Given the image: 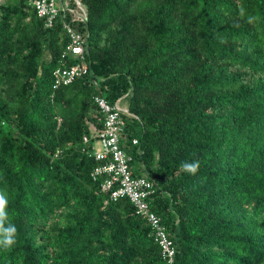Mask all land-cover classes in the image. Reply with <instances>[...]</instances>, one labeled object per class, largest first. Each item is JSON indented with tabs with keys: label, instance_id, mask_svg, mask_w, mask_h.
Segmentation results:
<instances>
[{
	"label": "trees",
	"instance_id": "trees-1",
	"mask_svg": "<svg viewBox=\"0 0 264 264\" xmlns=\"http://www.w3.org/2000/svg\"><path fill=\"white\" fill-rule=\"evenodd\" d=\"M79 1L87 21L47 27L28 0H0V194L17 228L0 264H166L92 176L97 96L128 111L121 147L153 185L173 264H264V0ZM65 23L88 73L54 90L77 63Z\"/></svg>",
	"mask_w": 264,
	"mask_h": 264
},
{
	"label": "built area",
	"instance_id": "built-area-1",
	"mask_svg": "<svg viewBox=\"0 0 264 264\" xmlns=\"http://www.w3.org/2000/svg\"><path fill=\"white\" fill-rule=\"evenodd\" d=\"M37 16L45 20L47 27L53 24L58 17L70 16L73 21H87L86 8L79 0H28ZM69 36V43L63 56L76 60L77 63L58 67L53 72L52 88L56 90L61 86L72 84L78 78L88 73V66L84 62V46L81 35L69 24H64ZM94 102L102 115L103 128L96 133L94 127L91 131L100 143L99 148L92 147V154L100 162L93 172V178L104 176L102 190L110 192L111 198H127L136 210V213L148 222L153 240L160 248L161 257L166 264H173L175 256L174 243L161 218L151 210L150 198L153 195V185L143 177L133 176L130 171L131 157L122 149L123 120L122 114L127 109L118 100L110 104L102 97H95ZM88 142V138L84 139ZM136 145L137 141L132 140Z\"/></svg>",
	"mask_w": 264,
	"mask_h": 264
},
{
	"label": "clouds",
	"instance_id": "clouds-1",
	"mask_svg": "<svg viewBox=\"0 0 264 264\" xmlns=\"http://www.w3.org/2000/svg\"><path fill=\"white\" fill-rule=\"evenodd\" d=\"M184 170L189 173H195L198 168L197 162L184 161L182 164ZM7 198L0 194V247L10 248L16 243L17 228L14 223L7 220L8 213L5 210Z\"/></svg>",
	"mask_w": 264,
	"mask_h": 264
},
{
	"label": "rangeland",
	"instance_id": "rangeland-1",
	"mask_svg": "<svg viewBox=\"0 0 264 264\" xmlns=\"http://www.w3.org/2000/svg\"><path fill=\"white\" fill-rule=\"evenodd\" d=\"M94 148H99L100 147V143L98 141L94 142Z\"/></svg>",
	"mask_w": 264,
	"mask_h": 264
}]
</instances>
